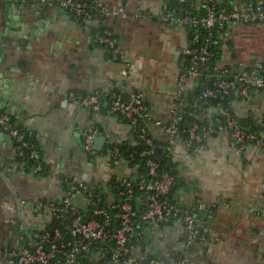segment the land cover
Returning <instances> with one entry per match:
<instances>
[{
  "label": "crops",
  "instance_id": "1",
  "mask_svg": "<svg viewBox=\"0 0 264 264\" xmlns=\"http://www.w3.org/2000/svg\"><path fill=\"white\" fill-rule=\"evenodd\" d=\"M87 1L125 7V17L101 21L113 32L120 55L94 43L99 21L82 23L67 10L37 0H0V115L28 135L43 163V172L34 175L15 140L0 128V253L52 228L49 207L63 200L66 181L106 186L137 175L136 165H114L110 159L113 145L130 151L137 147L133 126L110 111L95 115L71 94L86 97L100 91L110 96L135 89L161 121L169 119L179 96L177 81L188 64L184 50L189 33L161 22L170 0ZM229 54L223 53L222 66L234 63ZM197 90V80L188 79L183 98L200 122L212 124L214 111L197 101ZM232 108L244 123L264 122V93L235 101ZM150 129L154 140H165L160 129ZM90 132L95 137L88 152ZM171 160L178 180L172 202L206 206L198 223L202 239L186 247L179 221L145 227L142 241L151 254L166 264L181 259L186 264H264V152L249 146L239 153L224 135L214 134L200 145L179 139ZM73 202L85 205L82 196ZM89 261L112 264L95 257Z\"/></svg>",
  "mask_w": 264,
  "mask_h": 264
},
{
  "label": "built area",
  "instance_id": "2",
  "mask_svg": "<svg viewBox=\"0 0 264 264\" xmlns=\"http://www.w3.org/2000/svg\"><path fill=\"white\" fill-rule=\"evenodd\" d=\"M43 5L65 9L80 22L99 21L94 43L110 55H120L113 32L103 26V19L125 17L123 5L114 8L87 0H37ZM141 13L134 16L138 18ZM161 22L176 30H187L189 40L184 54L188 64L178 76L179 96L175 100L167 121L154 118L145 103L141 91L129 88L126 92L110 96L95 91L86 97L71 98L95 115L110 111L125 119L135 129L142 150L138 157L145 161L146 174L139 175L132 183H126L118 192L119 200L109 194V187L86 184L77 180L66 181V195L58 205L49 207L54 220L61 225L69 218L66 237L58 227L36 234L27 244L0 253V261L9 264H88L91 257L97 261L107 259L112 264H166L154 257L147 246H141L137 218L148 228H156L179 221L187 235L186 247L202 239L198 223L206 206L196 204L182 207L166 200L175 185L176 177L160 171V155L172 154L179 139L192 144H203L210 135H224L231 147L239 153L254 146L264 152V122L244 123L237 119L232 106L218 102L214 107L212 124L200 125L192 121L196 114L183 98L188 79L193 78L201 87L196 97L200 103L208 99L234 98L249 101L255 92L264 93V61L246 65L237 60L231 66L220 64L217 51L219 39L227 41V30L233 25L264 24V0H171L161 16ZM243 62V63H242ZM126 76V71L122 72ZM212 83L209 88H204ZM188 114V117H186ZM220 118V119H219ZM186 124L184 130L181 126ZM254 126L263 129L257 133ZM147 127H156L165 136L157 146L148 134ZM0 128L12 137L20 157L33 163L34 175L43 172L39 148L19 132L17 124L6 115H0ZM95 137L87 135L85 150L90 152ZM120 148H110L111 163H119ZM117 189V187H113ZM144 199V212L138 215L132 201ZM82 196L83 207L73 200ZM104 197V199H103ZM103 199V200H102ZM116 211V212H114ZM85 261V263L83 262ZM174 264H186L181 259Z\"/></svg>",
  "mask_w": 264,
  "mask_h": 264
},
{
  "label": "trees",
  "instance_id": "3",
  "mask_svg": "<svg viewBox=\"0 0 264 264\" xmlns=\"http://www.w3.org/2000/svg\"><path fill=\"white\" fill-rule=\"evenodd\" d=\"M169 3H171V0L169 1ZM98 32V29L94 30V34L93 36L96 35V33ZM218 41V45H217V53L222 56L224 52H229L231 51V47H232V43L231 41L227 40V41H222L221 39L217 40ZM212 83H208L204 86V88H209L211 86ZM201 90V87L198 88L197 90V93H196V97L199 95V91ZM220 102V103H223L225 104L226 106H232V103L235 102V99L234 98H222V99H208L206 101H202L200 103L204 104V107L205 108H208V109H212L214 111V107L215 105ZM192 113L195 111L194 109H191ZM186 117H188V114H186ZM218 118H215V121H217ZM220 119V118H219ZM192 121L193 122H196L200 125H207V123H202L198 120L197 116H193L192 118ZM187 125L186 124H183L181 126V129L184 130L185 127ZM255 127V131L257 133H262L263 132V129L260 128L259 126H254ZM18 130L19 132H21L25 137L26 139H28V135L21 130L20 127H18ZM147 131H148V134L152 137L151 135V129L150 127H147ZM30 142L31 140L28 139ZM137 141H138V145L137 147L134 148V150H129L127 148H124V147H119L120 148V155H119V164L121 163H126L128 162V164H131V165H136L138 167L137 169V175L132 177L131 179H128L127 181L125 182H118L116 180H113L111 183H109L108 187H109V194L112 195L113 198H115L116 200H119V197H118V192L119 191H122L124 190V186L126 183H132L139 175H144L146 174V166H145V161L143 159H140L138 157V153L142 150V146H141V143L139 142L138 138H137ZM157 144V146L159 147L160 145H162L163 143L162 142H157L156 140H154ZM157 156L160 157V171H163L165 173H169L173 176H175V173H174V164L171 160V155L169 154H164V155H160V151L158 150L157 151ZM30 162V161H29ZM31 167L33 168V163H31ZM176 177V176H175ZM117 187V189H113V187ZM178 186V180H176L175 182V185L172 187L170 193L166 196V200L173 203L172 202V199H171V194L172 192L174 191L175 187ZM137 195L139 196V198L135 201H132V205L135 209V211L137 212L138 215H142L143 212H144V199L140 197L141 193L137 192ZM104 199V197H103ZM102 199V200H103ZM116 212V211H114ZM71 218L68 217L67 220H65L63 222V224L61 225V221H58V220H54L53 222V225L52 227H58L61 229L63 235L66 237V228L67 227H64V226H68V222L70 221ZM137 227H138V231L141 232V235H143V229L145 227H147V225L145 223H143L140 218H137ZM143 237L140 236V244L141 246H144L143 244V241H142ZM85 263V261H83ZM86 264V263H85Z\"/></svg>",
  "mask_w": 264,
  "mask_h": 264
},
{
  "label": "rangeland",
  "instance_id": "4",
  "mask_svg": "<svg viewBox=\"0 0 264 264\" xmlns=\"http://www.w3.org/2000/svg\"><path fill=\"white\" fill-rule=\"evenodd\" d=\"M227 39L232 43V60L264 59V26L233 25L227 30Z\"/></svg>",
  "mask_w": 264,
  "mask_h": 264
}]
</instances>
